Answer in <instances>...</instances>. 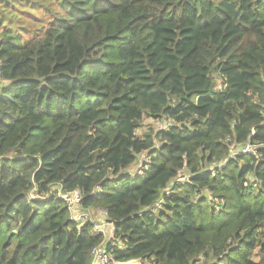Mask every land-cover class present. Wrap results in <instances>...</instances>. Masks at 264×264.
<instances>
[{"label": "trees", "instance_id": "trees-1", "mask_svg": "<svg viewBox=\"0 0 264 264\" xmlns=\"http://www.w3.org/2000/svg\"><path fill=\"white\" fill-rule=\"evenodd\" d=\"M56 188L116 262L264 264V0H0V264H92Z\"/></svg>", "mask_w": 264, "mask_h": 264}, {"label": "built area", "instance_id": "built-area-1", "mask_svg": "<svg viewBox=\"0 0 264 264\" xmlns=\"http://www.w3.org/2000/svg\"><path fill=\"white\" fill-rule=\"evenodd\" d=\"M221 82L217 81V89H222ZM157 124H162L157 132L165 130L167 127H170L173 124V121L167 122H157ZM255 146H252L249 143H245L244 146L240 149L242 154L254 155L256 150ZM145 156V160L142 162V166L136 173L131 174L132 176H142L148 169L150 165V158L148 155L142 154L141 156ZM139 156V157H141ZM139 159V158H138ZM138 161V160H137ZM137 163V162H136ZM222 168V166H219ZM187 180V176L184 173H181L176 179L177 183H184ZM57 197L67 206L70 221L76 224L78 227L82 228L85 225L90 226V233L92 236L102 237L103 240L96 245L91 250L92 262L93 264H117L113 255V249L116 247V242L108 244V241L113 236L115 231V227L113 224H108L105 219L96 218L90 212L82 209V202L84 199V192L80 189H77L70 193H63L60 188H56ZM100 192V188L96 191V193ZM55 194L53 195V197ZM160 202L156 204V207H159ZM98 213L104 216L103 210L98 211ZM142 264H145L142 262Z\"/></svg>", "mask_w": 264, "mask_h": 264}, {"label": "rangeland", "instance_id": "rangeland-1", "mask_svg": "<svg viewBox=\"0 0 264 264\" xmlns=\"http://www.w3.org/2000/svg\"><path fill=\"white\" fill-rule=\"evenodd\" d=\"M144 124L147 126V125H151L152 126V129H155V130H159L161 126H163L162 124H157V123H153L151 121H145ZM144 126V125H143ZM141 130H144L143 127L139 128L137 134H140V131ZM158 145V143H156ZM145 156H141L139 157L137 163H134L127 171L126 173L127 174H133V173H136L137 170H139L142 166V162L145 160L144 158ZM256 259H258V257H255Z\"/></svg>", "mask_w": 264, "mask_h": 264}, {"label": "water", "instance_id": "water-1", "mask_svg": "<svg viewBox=\"0 0 264 264\" xmlns=\"http://www.w3.org/2000/svg\"><path fill=\"white\" fill-rule=\"evenodd\" d=\"M94 262H92L93 264ZM117 264H142L140 260H130L127 262H118Z\"/></svg>", "mask_w": 264, "mask_h": 264}, {"label": "crops", "instance_id": "crops-1", "mask_svg": "<svg viewBox=\"0 0 264 264\" xmlns=\"http://www.w3.org/2000/svg\"><path fill=\"white\" fill-rule=\"evenodd\" d=\"M91 214H92L94 217H96V218L105 219L104 216H103L102 214L98 213V212H93V213H91Z\"/></svg>", "mask_w": 264, "mask_h": 264}]
</instances>
